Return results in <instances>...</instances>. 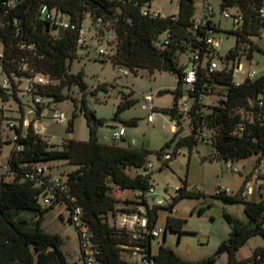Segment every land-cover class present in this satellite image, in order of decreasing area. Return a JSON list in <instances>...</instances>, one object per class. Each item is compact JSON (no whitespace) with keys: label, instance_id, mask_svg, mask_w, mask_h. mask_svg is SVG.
<instances>
[{"label":"trees","instance_id":"obj_1","mask_svg":"<svg viewBox=\"0 0 264 264\" xmlns=\"http://www.w3.org/2000/svg\"><path fill=\"white\" fill-rule=\"evenodd\" d=\"M150 1L0 0V73L9 81L7 88L0 85V98L6 102L13 97L18 108L24 109L27 105L33 116L24 129L22 123L17 127L11 126L16 139L9 140L13 142V149L5 164L7 169L0 177V264H75L69 262L62 251V238L44 231L41 226L44 215L56 204L65 205L70 225L68 213L74 208L81 209L80 220L91 236L94 264H139L132 255L136 246L144 248L154 264H211L215 260V257L199 261L183 260L163 244L153 254V241L158 238L151 235V230L157 226L159 211L167 210L172 214L180 200L203 195L199 190H188L184 180L167 206L156 205V200L150 205L149 200L155 198L150 194L154 187L146 169L151 152L98 140L97 129L103 121L91 117L86 96L98 91L106 93L113 86L101 84L88 90L83 73H71L70 63L77 57L78 50L88 48V44H79L82 24L88 19L89 30H94L93 38L97 42L106 38L109 46L114 45V53L109 55L113 65L133 74L143 69L151 76L167 72L178 78L177 88L171 91L174 104L162 112L176 118L180 130L182 121L186 119L189 134L177 140L172 153L165 152L170 142L155 152L161 168L168 166L179 148L187 146L191 150L199 142L204 143L203 135L207 137L205 144L212 146L211 160L233 162L257 156L256 168L264 157V107L257 104L258 99L264 100V76L237 83L232 66L237 57L250 59L252 50L257 48L249 37H260L264 33V18L259 14L264 0H221L220 12L234 8L242 19L234 24L236 29L229 31L236 36V44L224 60L233 61L232 66L219 65L213 72H209L208 65L211 60L217 61L218 54L207 49L204 33L193 29L195 1L179 0L178 13L174 16L151 14ZM48 16L66 17L75 29H61ZM53 29L61 31L53 35ZM219 31V28L214 29L216 33ZM111 33L113 37H110ZM162 35L163 39L160 38ZM241 43H249V47L242 48ZM183 54L188 55L186 61H181ZM195 54L199 55L203 65L198 69L193 91L187 90L192 98L190 110L182 115L178 106L184 85L182 77ZM36 75L47 77L48 82L35 85L30 90L22 88L24 82ZM214 86L221 88L222 97L216 106L204 112L202 100L197 95L211 93ZM72 87L81 93L79 106L74 99L73 103L75 109L78 108L86 117L89 139L65 140L60 148L55 149L49 146L42 134L35 132L34 124L41 119L43 110L49 104L69 98L64 90ZM166 92L159 91L160 94ZM131 95V91L122 94L114 116L116 120L120 119L121 111L136 103ZM23 98H26L25 104ZM38 98L39 102L36 101ZM46 99H50L48 104ZM75 116L76 111L73 113ZM137 120L121 121L133 127L137 125ZM72 124L73 121H70L68 130L72 129ZM180 130L176 128L171 141H175ZM3 144L0 138V149ZM17 147L21 149L17 150ZM164 156L169 158L164 159ZM48 161H66L75 169L68 172L63 180L53 176L51 166L46 165ZM36 167L43 168V173H37ZM8 174L13 176L11 181H5ZM259 178L262 181L257 188L259 201L242 198L240 191L231 195L215 193L224 201L241 202L248 218L247 223H242L229 213L224 214L230 228L225 241L229 264H251L258 255L264 257L262 246L256 248L251 258L236 259L237 250L248 239L254 236L264 239V171ZM55 179L62 189L56 186ZM48 195L51 202L45 204L44 199ZM116 213L125 214V217L137 214L146 219V227L131 230L122 224L119 227L111 225L109 215L115 217ZM183 224L182 219L167 216L163 235L169 231L180 236Z\"/></svg>","mask_w":264,"mask_h":264},{"label":"rangeland","instance_id":"obj_2","mask_svg":"<svg viewBox=\"0 0 264 264\" xmlns=\"http://www.w3.org/2000/svg\"><path fill=\"white\" fill-rule=\"evenodd\" d=\"M195 15L198 16L203 4L208 2L214 9V19L216 23H220V31L216 34L219 41L216 51V60L220 66H232L233 61L227 62L225 59L228 52L235 47L236 36L229 33L230 30L236 29L232 18H223L219 5L221 0H194ZM179 0H151L149 12L173 16L178 13ZM231 15L236 14V10L228 9ZM68 21V18L65 17ZM89 20L86 19L82 24V36L88 44L86 50H78L77 57L70 63V72L77 74L83 73L85 82L89 85L88 90L95 89L98 85L107 84L113 86L108 92L98 91L96 94H88L86 96L87 107L92 112L91 115L102 120L103 125L97 129L98 140L102 143L116 142L120 146H132L136 148H144L150 151L148 160L152 162L153 168L150 172L151 183L154 187L156 197L150 199V205L155 200H162L167 206L171 198L175 196V188L180 187L182 182L186 180L187 189L196 192L199 190L203 195L200 198H184L175 206V212L171 214L167 210L159 211L157 222L158 227L164 229L165 219L172 215L184 221L182 234L166 232L159 239L153 241L152 252L155 254L160 244L170 248L179 258L188 261H199L205 258L215 257L211 264H229L228 252L217 254L222 248L225 241L229 237L230 228L224 217L225 213H229L232 217L242 223H247L248 218L244 213L243 204L241 202H227L215 196V191L219 187L236 186L245 179L257 162L258 157L252 156L247 159L233 161L242 175L227 168L225 160H211L212 146L210 143L199 142L191 150L187 146L178 149L177 155L169 161L168 166L161 168V163L157 160L155 152L164 148L167 143H171L165 148V152L170 154L173 152L176 142L179 138L189 134V126L187 120L182 121L183 127L177 126L179 134L175 141L172 140L170 133L171 123L170 116L163 113L162 110L168 109L174 104V95L171 93L178 86V78L176 75L167 72H157L153 76L149 75L146 70H139L136 74L128 71V75H123L120 68L113 65L109 55L114 53V45H108L106 38L97 42L94 36V30H89ZM60 29H53L52 34H59ZM163 39V35L160 37ZM249 41L257 46L252 50V57H237L236 61H241L245 70L255 71L254 78L264 76V33L260 37H249ZM242 48L249 47V43H241ZM105 50L104 55H99V50ZM2 48L0 46V54ZM188 55L183 54L181 61H186ZM222 58V60H221ZM5 77L0 73V85ZM245 79L243 73L235 77V81ZM27 83L22 84L25 88ZM21 88V89H22ZM164 90L166 93L160 94L159 91ZM188 86L183 85L182 95L178 99L179 108L188 95ZM221 88L214 86L209 94H205L202 104L204 112L209 107L216 106L222 97ZM132 92L131 98L136 103L119 114V120L114 118L117 105L122 98V94ZM64 93L70 97L59 103H51L42 112L39 120L40 126L44 132L42 136L50 147L58 149L65 140L87 141L89 139V129L86 117L75 109L73 99L79 106L81 93L76 87L70 90H64ZM152 93L153 105L157 109L154 120H148V112L142 109V95ZM18 95H21L18 93ZM26 98H23L25 104ZM50 99H46L48 104ZM1 121H0V138L4 142L0 149V177L4 174L3 165L7 163L8 158L13 149L11 139L15 135V131L11 129V125L20 126L23 118L28 123L33 119L30 108L25 105L24 109L19 107L13 97H9L8 101L3 102L0 98ZM23 110V113L21 111ZM76 111V116L73 113ZM58 112H64L66 121L58 124L53 119ZM137 118L136 126H126L121 120ZM177 120V119H176ZM22 121V122H21ZM73 121L72 129L68 130L69 122ZM120 127L126 130V137L119 140H113L111 134ZM23 129L25 126L23 125ZM167 136V137H166ZM264 159V157H263ZM46 165L51 166L53 176L65 179L68 172L75 169V166L68 164L66 161H48ZM143 173V171H142ZM13 176L8 174L5 181H11ZM262 185V184H261ZM264 185V184H263ZM262 191V190H260ZM129 196L130 193H128ZM247 200L259 201L260 195L258 190L246 198ZM42 205L43 202H40ZM119 206V205H118ZM120 207H122L120 205ZM125 214L116 213L113 217L109 215V223L111 225L120 226ZM41 226L44 231L52 234H58L62 240V251L66 254L69 262L75 264H84L79 258V237L74 226L70 225L67 220V210L64 204H56L49 209L44 215ZM264 246V239L260 236H254L240 247L236 252L237 260H246L252 257L256 248Z\"/></svg>","mask_w":264,"mask_h":264},{"label":"built area","instance_id":"obj_3","mask_svg":"<svg viewBox=\"0 0 264 264\" xmlns=\"http://www.w3.org/2000/svg\"><path fill=\"white\" fill-rule=\"evenodd\" d=\"M10 5L12 4V2L9 3ZM45 11V7L42 8V12ZM145 14V12H144ZM154 14V13H151ZM222 17L223 18H232L234 24H238L241 22V15L239 13L236 12V14L231 15L229 13V11L225 10L222 13ZM259 14L261 17L264 18V7L261 8L259 10ZM157 15V14H154ZM214 9L212 7L211 4H209L208 2H205L203 4L202 7V11L198 16H194L193 17V29L197 30V31H201L204 33V41L206 44V47L208 50L215 52L216 54H218V52L216 51V47L219 44V41L216 38V32H214V29L219 28L218 24L214 21ZM52 23L56 26H58L61 29H69V30H73L75 29V25L70 23L69 21H66L64 17H56L54 18L53 16L50 17L48 16ZM110 37H113V33L110 34ZM79 44L82 46H86L87 45V41L85 40V38L82 36V38L79 40ZM100 54H105V50L100 49L98 51ZM219 55V54H218ZM242 59V58H240ZM203 65V61L201 60V58L199 57L198 54H195L192 57V62L185 68L184 70V75L182 77V81L184 83V85H187L188 88L193 91L192 85L197 81V75H198V69L200 66ZM219 67V63L218 61L215 60H211L209 65H208V70L209 72H213L215 70H217ZM120 72L123 75H128V72L124 69H120ZM243 73L245 75V79H253L256 75L255 71H248L245 70L243 64L241 63V61H234V65L232 66V74L234 76V78ZM243 81V80H242ZM242 81H237V83H240ZM48 82V78L42 75H36L33 76L31 78H29L27 80V86H26V90H30L32 89L35 85H44ZM1 86L3 88H7L9 86V81L4 78L3 82L1 84ZM199 100H203L204 95L203 93H199L197 95ZM191 96L188 94L185 101L183 102V104L181 105V107L179 108V112L182 115H185L188 113V111L190 110L191 107ZM37 102L40 101V99H36ZM257 104L260 107H264V100L262 99H258ZM142 109L148 112V120L149 121H153L154 120V116L156 113L155 107L153 105V96L152 93L149 94H144L142 95ZM0 118H1V113H0ZM56 123L58 124H62L66 121V116L64 114V112H58L55 114L54 118ZM170 123H171V132L174 133L176 128H177V120L176 118H170ZM22 124L24 126L28 125V120L24 119ZM12 126V125H11ZM34 130L36 133L42 134L44 129L42 126H40L39 121H37L34 124ZM125 134V129L120 127L117 130H114L111 134V137L113 140H119L121 139ZM203 137V142H206L207 137L205 135L202 136ZM13 139L15 140L16 137H13ZM21 147H17V150H20ZM169 156H164V159H168ZM153 168V164L152 162H149L146 165V169L147 171L150 173L152 171ZM227 168L231 169L234 172H239V169L233 165V163L231 161L227 162ZM7 169V165H3V170ZM37 173H43L44 169L41 167H36L35 168ZM264 171V168L262 167V164L260 162L259 165H257L256 168L253 169L252 173H250V175L248 177L245 178L242 187L240 188V196L242 198H247L249 196H251L255 190L260 186V174ZM56 182V186L59 187L60 186V182L55 179L54 180ZM60 188V187H59ZM51 189V187H49V190ZM62 189V188H60ZM178 188H176L175 190H177ZM216 194H226V195H231L234 192L231 191V189L229 187H219L216 189L215 191ZM236 193V192H235ZM150 194L153 197H156V193L154 191V188L150 190ZM51 202V197L48 195L45 199H44V203L45 204H49ZM156 205L159 206H165L164 202L162 200H156L155 202ZM69 217L71 219V225H73L77 231H78V237H79V258L83 261L84 264H94V250L92 248V244L90 241V233L88 228L81 222L80 218H81V209L80 208H74L72 211H70L69 213ZM121 224L123 226H126L127 228L131 229V230H140V229H144L146 227V219L143 217L138 216L137 214L131 215V216H126L124 217V219L121 221ZM164 233V229L162 227H154L151 230V235L154 238H160V236ZM132 255L135 261H137L139 264H154L153 261L150 260L148 254H146V250L140 246H136L133 248L132 250ZM251 264H264V257H262L261 255H258L255 259V261Z\"/></svg>","mask_w":264,"mask_h":264},{"label":"crops","instance_id":"obj_4","mask_svg":"<svg viewBox=\"0 0 264 264\" xmlns=\"http://www.w3.org/2000/svg\"><path fill=\"white\" fill-rule=\"evenodd\" d=\"M163 16H168V15L165 14V15H163ZM173 16H174V15H173ZM214 21H215V19H214ZM215 22H216V21H215ZM217 24H218V26L220 27V23L218 22ZM155 110L157 111L156 108H155ZM43 132H44V131H43ZM170 133L173 134V133L171 132V129H170ZM123 137H126V130H125V134H124ZM123 137H122V138H123ZM166 137H167V136H166ZM261 164H262V167L264 168V159H262ZM253 169H254V168H253ZM238 173H239L240 175H242V172H240V170H239ZM249 175H250V174H249ZM249 175H248V176H249ZM248 176H246V177H248ZM246 177H245V178H246ZM244 180H245V179H244ZM244 180L241 181V182L236 186V189H235V190H234L235 186H231V187H229V188L231 189V191L234 192V193H235V192H238V191L240 190V188L242 187V184H243ZM261 184H262V181H260V185H261ZM176 188H179V187H176ZM176 188H175V189H176ZM175 189H174V190H175ZM174 212H175V210L173 209L172 214H173ZM260 247H262V246H260Z\"/></svg>","mask_w":264,"mask_h":264},{"label":"water","instance_id":"obj_5","mask_svg":"<svg viewBox=\"0 0 264 264\" xmlns=\"http://www.w3.org/2000/svg\"><path fill=\"white\" fill-rule=\"evenodd\" d=\"M91 117H93V116H91ZM1 217L4 218V215L1 214ZM227 251H228V246H227L226 243H224V245L222 246V248L219 249L217 254H221V253H224V252H227Z\"/></svg>","mask_w":264,"mask_h":264}]
</instances>
